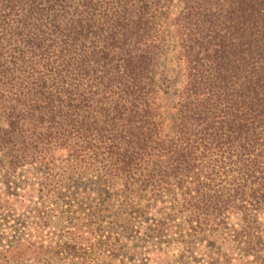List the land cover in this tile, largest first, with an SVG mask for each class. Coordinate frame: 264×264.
<instances>
[{"label":"trees","instance_id":"1","mask_svg":"<svg viewBox=\"0 0 264 264\" xmlns=\"http://www.w3.org/2000/svg\"><path fill=\"white\" fill-rule=\"evenodd\" d=\"M0 178L37 199L19 264L124 263L143 242L185 264L231 218L236 257L264 264V0H0ZM83 183L143 241L99 208L66 218Z\"/></svg>","mask_w":264,"mask_h":264},{"label":"rangeland","instance_id":"2","mask_svg":"<svg viewBox=\"0 0 264 264\" xmlns=\"http://www.w3.org/2000/svg\"><path fill=\"white\" fill-rule=\"evenodd\" d=\"M174 89L175 85L172 84L163 97L162 106L165 113L172 104ZM79 189L85 190V197H81ZM101 192L102 191L95 184L91 183L77 184L73 187L70 186L69 188L67 187V190L65 189V193L67 194L65 199L69 195L70 198L73 200L75 199V203L79 204L74 205L72 202L67 203L63 199L64 201L62 200V202H60L62 207L59 206V208L64 210L63 213L66 218L68 216H77L80 210L89 211V209L99 208V212L105 214L108 220L112 219L122 222L131 229V236L129 235L128 239L133 242L141 241L142 239H138V236L140 235H136L135 233V230L138 227L143 226L140 222V218H137L135 214L123 210L122 206L110 197L105 198L103 201L105 208L100 207V201L102 200V195H100ZM33 193V191L31 193L29 191L20 190L14 185H11L9 188L0 178V264L5 261V258H8L15 264H19V262L23 261L24 263H31L33 260L32 253L23 252V246L25 243L21 244L22 249H18L14 247L15 245H11L14 244L20 236L22 230L21 222L28 211L31 210L33 215L37 214V211L32 210L34 207L37 208V199L33 196ZM30 219H32V217H30ZM230 222L231 223L227 227L222 228L218 233L212 235L209 242H197L193 252L191 251V247L190 249L185 250V264H201L202 262H204L203 264H210L212 261H214V264H220L221 262L223 263L224 258L230 261L229 264H244V258L239 259L236 257V254L232 249L233 242L232 235L230 234L232 232V218L230 219ZM157 226H160V224ZM53 228L54 227H50V230ZM44 232H46V230H44ZM57 239H59V237ZM148 241H150V243L151 241L156 242V239H149ZM143 246H145L144 242L139 243L138 248L141 249L132 259H126L124 260V263L121 260L113 259L110 260L111 262L109 264H157L155 262V254H151V257L153 258H149V254L146 249H144L146 247ZM152 247L153 245L151 244L149 248ZM180 249L181 245L176 244L171 247L169 252L175 254L174 257H176V254L180 252ZM91 252L92 257L96 258L98 256L102 259V255H99L97 252ZM156 255L159 258L161 257L158 254ZM172 260L173 257L170 258V261L167 264H178L176 263L177 261L175 263L171 262Z\"/></svg>","mask_w":264,"mask_h":264}]
</instances>
